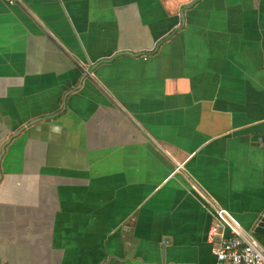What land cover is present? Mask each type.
Here are the masks:
<instances>
[{
	"label": "crops",
	"instance_id": "obj_1",
	"mask_svg": "<svg viewBox=\"0 0 264 264\" xmlns=\"http://www.w3.org/2000/svg\"><path fill=\"white\" fill-rule=\"evenodd\" d=\"M190 183L264 244V0H0V264H212Z\"/></svg>",
	"mask_w": 264,
	"mask_h": 264
},
{
	"label": "built area",
	"instance_id": "obj_2",
	"mask_svg": "<svg viewBox=\"0 0 264 264\" xmlns=\"http://www.w3.org/2000/svg\"><path fill=\"white\" fill-rule=\"evenodd\" d=\"M14 4L20 0H4ZM177 164L171 174L180 168ZM190 188L197 194L202 206L211 216L206 241L214 257L212 264H264V244L249 230L243 229L237 219L194 183Z\"/></svg>",
	"mask_w": 264,
	"mask_h": 264
},
{
	"label": "water",
	"instance_id": "obj_3",
	"mask_svg": "<svg viewBox=\"0 0 264 264\" xmlns=\"http://www.w3.org/2000/svg\"><path fill=\"white\" fill-rule=\"evenodd\" d=\"M264 218H261L260 221L253 228V232H260L261 227H263ZM263 232V231H262Z\"/></svg>",
	"mask_w": 264,
	"mask_h": 264
}]
</instances>
